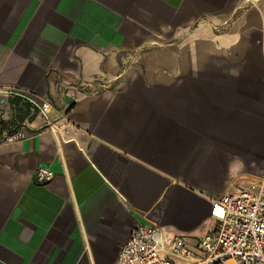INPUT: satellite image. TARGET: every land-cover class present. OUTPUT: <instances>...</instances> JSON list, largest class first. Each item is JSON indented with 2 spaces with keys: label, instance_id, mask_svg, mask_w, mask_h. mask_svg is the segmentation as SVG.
<instances>
[{
  "label": "crops",
  "instance_id": "obj_1",
  "mask_svg": "<svg viewBox=\"0 0 264 264\" xmlns=\"http://www.w3.org/2000/svg\"><path fill=\"white\" fill-rule=\"evenodd\" d=\"M0 120V264H113L142 223L196 244L264 178V0H0Z\"/></svg>",
  "mask_w": 264,
  "mask_h": 264
},
{
  "label": "built area",
  "instance_id": "obj_2",
  "mask_svg": "<svg viewBox=\"0 0 264 264\" xmlns=\"http://www.w3.org/2000/svg\"><path fill=\"white\" fill-rule=\"evenodd\" d=\"M51 105H40L41 114L48 117ZM25 136L11 126L2 141L15 142ZM54 176L53 170L41 167L35 180L46 184ZM212 216L214 229L196 244L189 243L183 234L138 224L113 264H264V178L234 185L213 201Z\"/></svg>",
  "mask_w": 264,
  "mask_h": 264
},
{
  "label": "trees",
  "instance_id": "obj_3",
  "mask_svg": "<svg viewBox=\"0 0 264 264\" xmlns=\"http://www.w3.org/2000/svg\"><path fill=\"white\" fill-rule=\"evenodd\" d=\"M25 106V108H26V110H28V105L27 104H24ZM9 123H5L4 122V120L3 121H1L0 120V132L2 131V130H4V129H7V128H9Z\"/></svg>",
  "mask_w": 264,
  "mask_h": 264
}]
</instances>
